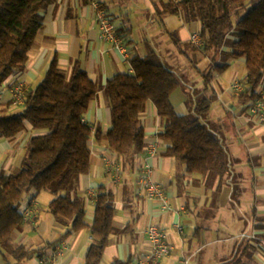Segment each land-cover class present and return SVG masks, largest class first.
Masks as SVG:
<instances>
[{
  "label": "crops",
  "instance_id": "0c3cea01",
  "mask_svg": "<svg viewBox=\"0 0 264 264\" xmlns=\"http://www.w3.org/2000/svg\"><path fill=\"white\" fill-rule=\"evenodd\" d=\"M160 1L57 0L42 13V27L28 52L25 69L15 72L0 89L1 108L3 111L16 109L9 104L11 85L22 84L27 90L36 88L54 58H57L60 69L68 76L75 68H79L94 83L99 84V91L84 115V122L92 129L91 167L86 175L78 178L77 187L73 191L84 200V221L87 228L64 237L70 229V223H60L52 215H48V205L55 196L49 191H30L22 196L18 207L23 217L26 214L28 217L24 218L22 227L12 234L11 244L14 249L0 251V264H39L41 258L54 255L57 247L62 244L66 248L62 249L60 264H85V256L92 242L89 226L93 221L97 197L102 192L112 194L116 213L113 221L115 232L109 239L100 264H112L116 261L134 264L145 261L149 251L145 229L149 225H156L165 231L172 251L158 262L146 264H177L183 259H188L189 264H226L234 253L233 246L230 251L219 249L230 237L236 238L249 230H255L263 237L264 230L257 226L264 223V128L249 120L246 106L239 103L233 93L230 101L223 97L226 90L222 91L225 88L222 74L227 72L232 63L222 72L213 73V80L207 91L204 90L203 81L199 84L190 79L194 94L215 96L216 100L207 114L213 118L208 122L211 132L217 130L210 125L220 124L223 115H229L225 109L232 111L234 122L231 129L225 128L223 134L219 132L227 142V157L229 155L230 160L235 163L230 165L229 175L223 183L227 182L221 197L223 201L209 221L202 220L200 213L206 208L213 192L218 190V181L190 175L185 171L184 165L164 155L169 143L159 138L164 121L157 116L153 105L147 103L139 117V128L145 134V147L141 155L118 156L108 150L106 141L95 140V132L99 130L105 134L110 124L104 90L107 81L116 74L131 73L130 57L134 54L144 56L150 49L147 38L140 37L138 32H146L148 37L159 42L163 49L166 48L165 55L168 58L179 60L181 53L178 51L179 56L176 57L175 51L170 49L168 41L163 37L165 33L155 18V7L160 5ZM92 3L97 4L114 23L116 34L126 49V57L98 40ZM163 22L168 30L177 32L182 42L191 43V34L198 33V24L187 23L181 16L165 17ZM180 22L182 25L178 26ZM226 43L229 45L230 41L226 40ZM225 51L229 52L230 48H225ZM199 76L201 77L200 74ZM262 87L264 78L259 88ZM178 100L179 97L174 104L171 97L176 113L187 115L189 110L187 112L182 105L184 100L182 97L180 102ZM27 128L25 135L20 134L13 140L0 139V176L10 175L13 169L20 168L26 141L33 134L31 127L27 125ZM153 145L156 152L148 156L146 152ZM145 164L151 167L152 180L165 192L170 210H163L158 201L148 200L136 187L135 173ZM116 166L120 167L119 172L115 171ZM235 174L243 181L250 178V183L245 184L239 196L238 204L242 214L236 215L237 219L227 206L233 195L229 186L233 185ZM197 215L198 222L195 218ZM177 225L182 227L181 233L176 231ZM259 246L264 248L263 245ZM18 247L34 251V255L18 260L13 255V250ZM242 264H264V251H255Z\"/></svg>",
  "mask_w": 264,
  "mask_h": 264
},
{
  "label": "trees",
  "instance_id": "16d2710c",
  "mask_svg": "<svg viewBox=\"0 0 264 264\" xmlns=\"http://www.w3.org/2000/svg\"><path fill=\"white\" fill-rule=\"evenodd\" d=\"M56 1L0 0V88L15 72L25 69L28 52L42 27V13ZM252 1L161 0L155 7V18L164 33L185 56L183 42L176 31L166 28L164 18L181 16L187 23L198 24L201 46L188 44L200 55V60L209 57L212 62L208 70L201 72L197 68L200 60L190 61L202 77L204 90H209L213 73H220L228 66L215 63L222 49L232 59L244 61L243 88L236 98L246 107L258 96L257 89L264 78V0H255L256 4L240 16ZM227 39H231L229 45ZM227 47L229 52L225 51ZM129 64L131 73L116 74L104 87L110 103V124L105 134L95 132V140L106 141L108 150L118 156L141 155L145 134L139 128V117L146 104L152 103L157 116L164 121L159 134L160 139L169 143L164 155L184 165L188 174L209 181L217 179L216 187H222L230 172L225 145L198 117L189 116L191 110L198 112V116L207 115L215 96L203 98L201 109H192L191 104L189 114L179 115L171 102L180 86L173 66L151 48L144 56L132 55ZM98 91V85L85 71L75 68L68 76L54 58L41 83L25 94L18 113L0 109V139H15L26 124L34 131L26 141L25 155L17 173L0 176V247H6L12 234L22 227L24 217L18 207L22 196L30 191H49L55 196L48 205V212L56 221L70 223L64 237L87 228L84 200L73 193L74 190L71 197L69 192L74 179L86 175L91 167L92 129L84 122V115ZM115 213L112 194L98 195L89 226L92 242L85 264H100L115 232ZM257 228L264 230V223ZM259 245L236 239L234 253L226 264H242L255 251H261ZM13 251L18 260L34 255V251L23 247Z\"/></svg>",
  "mask_w": 264,
  "mask_h": 264
},
{
  "label": "rangeland",
  "instance_id": "374dc122",
  "mask_svg": "<svg viewBox=\"0 0 264 264\" xmlns=\"http://www.w3.org/2000/svg\"><path fill=\"white\" fill-rule=\"evenodd\" d=\"M256 2L257 1L253 0L251 3H248L247 7L241 11L240 16L241 17L244 16L246 14V12L251 7H253V5L256 4ZM132 14H134V13H132ZM233 21L235 22L236 19H233ZM181 25H182V22H180L178 26H181ZM159 33H161V32H159ZM138 34L140 37L147 38L148 49L151 48V49L157 50V52L159 53V56L162 58V60L166 59V61L173 66L174 72L178 75L179 81H180V86L178 87V89L175 91V93L172 96L174 104H175V100L178 97H179V100H178L179 102H180L181 97H182V99L184 100V103L182 105L186 108L187 112H188V110H190L191 104L193 105L192 109H197V108L201 109L202 106H201L200 102L203 100V98H207L208 96L201 95V94H194L192 92V85H191L192 82L190 81V79L191 80L194 79L197 81V83L200 84L202 81V79H201L202 77L199 76V73L197 72V70L193 69V66L190 64L191 60H198V61L200 60V55L198 53L193 52L189 48L190 43L188 44L186 42H183V44H182V49L185 51L186 56L181 54L178 61H173L171 58H168V56L165 55L167 50H165L166 48L163 49V46H160L159 42H156L153 38L148 37L146 32H143V33L138 32ZM163 37L168 41V45H170V49L171 50L173 49L175 51L176 57L179 56L178 55L179 52H178L177 48L173 47V45L169 41L168 36L164 34ZM227 40H229L231 42V39H227ZM145 49L147 50V48H145ZM199 63L197 64V68L201 72L206 71L212 65V62H211L209 57L206 59L200 60ZM215 63L218 65H225V64L228 65V64L232 63L230 68L227 70V72L222 74L223 85L225 87V88H222V91H223V89L226 90L225 93L223 94V97L226 100L230 101V99H231L230 95L232 93L231 85L233 84V82L234 83L235 82H237V83L243 82V78L245 76L244 73L246 70L245 64L240 59H237V60L232 59L229 54H226L224 52L223 49H222V51L217 53ZM96 84L99 86V84L97 82H96ZM105 97L107 99V106H108V108H110V103H109V100H108L106 93H105ZM148 104L153 105L152 103H148ZM6 111H3V112H6ZM19 111H20V108H16L12 111H8L7 113H18ZM224 111H226V113H228L229 115L226 116V114H224L223 115V121L220 124L214 123L210 126H213L214 129L217 130V131L212 130V132L227 148V142L225 141V139H223V137H221V135H219V132L220 133L222 132V134H223V131L225 128L231 129L233 127L234 122H233V118L231 116L232 111L226 110V109ZM189 116L193 119H196L198 117L200 122L205 124L207 127H209V124H210L208 122H211V120H213V118H211L210 115L209 116L208 115L198 116V112H195L194 110H191ZM27 125L30 126L29 124H26L25 129L22 131V135H25V133L27 132V129H28ZM221 129H222V131H221ZM32 133H34V131ZM228 160H229L230 165L231 164L233 165L235 163V161L230 160L229 155H228ZM18 170H19V168L13 169L12 174L17 173ZM1 173L2 172H0V174ZM78 178H75L73 183H72V186H71L70 192H69L70 197H71L72 191L75 190L77 187ZM230 179H232V177H230ZM249 180H250V178L248 177V179H245V181H243L241 179V177H239V175L235 174L233 185L229 186L230 189L233 191V195H232L231 199L227 202V204H228L227 206H229L232 209V211L234 213L233 215L235 216V218H236V215L240 216L242 214L241 209L239 208V204H238L239 196L242 194V190L245 188V186H246L245 184L248 183ZM225 185H227V182L225 184H223L221 188H219L218 190L213 192V196L211 198H209L208 204L206 205V208L203 209L202 212L200 213L202 220L209 221L210 218L215 215V212L217 210L218 205L221 204V202L223 201L221 197H222L223 190L226 187ZM43 210L45 211L44 208H43ZM48 215H49V217H52L51 214H48ZM195 218H196V221L198 222V215L195 216ZM234 233H236V230ZM234 233H231V234H234ZM231 236H233V235H231ZM230 238L228 241L223 243V246L220 247L219 251H230L231 247L234 245V241H236V238H232V237H230ZM263 247H264V245H263ZM11 249H14V247L12 246L11 240H10L7 243L5 248H0V251H8ZM261 251H264V248L261 249Z\"/></svg>",
  "mask_w": 264,
  "mask_h": 264
},
{
  "label": "built area",
  "instance_id": "2783aa9c",
  "mask_svg": "<svg viewBox=\"0 0 264 264\" xmlns=\"http://www.w3.org/2000/svg\"><path fill=\"white\" fill-rule=\"evenodd\" d=\"M92 7L94 10V21L98 28V40L102 43L110 45L114 51L123 57H126V49L116 34L114 23L100 10L97 4L92 3ZM190 42L196 47L201 46L198 33L194 32L191 34ZM242 86V83L237 82L231 85V90L234 96H237L242 91ZM27 91L28 90L22 84L15 83L11 85L9 99L10 106L12 108H20L23 105L24 97ZM257 93L258 96L248 104L246 111L250 121L264 128V87L257 89ZM155 152L156 147L153 145L146 153L148 156H152ZM115 171L119 172L120 167L116 166ZM151 172V167L148 164L138 168L135 173L134 183L148 200L158 201L163 210H170L171 207L168 202V198L161 186L152 180ZM92 196L96 198L95 195ZM27 217L28 214L24 216V218ZM175 228L177 232H182L181 226L177 225ZM145 235L149 246L148 254L145 261H140L134 264H146V262L156 263L171 253L172 248L168 242L167 234L163 229L156 225H149L145 229ZM236 239L254 241L258 242L260 245H264L263 237H261L255 230L242 232L236 237ZM64 248L66 247L62 244L61 247H57L54 255L41 258L38 263L60 264L59 258L61 257L62 249ZM177 264H189V260L183 259Z\"/></svg>",
  "mask_w": 264,
  "mask_h": 264
}]
</instances>
